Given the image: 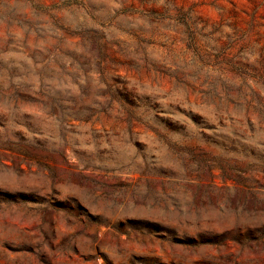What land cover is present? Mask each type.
I'll list each match as a JSON object with an SVG mask.
<instances>
[{
	"label": "rangeland",
	"instance_id": "374dc122",
	"mask_svg": "<svg viewBox=\"0 0 264 264\" xmlns=\"http://www.w3.org/2000/svg\"><path fill=\"white\" fill-rule=\"evenodd\" d=\"M0 264H264V0H0Z\"/></svg>",
	"mask_w": 264,
	"mask_h": 264
},
{
	"label": "trees",
	"instance_id": "16d2710c",
	"mask_svg": "<svg viewBox=\"0 0 264 264\" xmlns=\"http://www.w3.org/2000/svg\"><path fill=\"white\" fill-rule=\"evenodd\" d=\"M234 181L240 182V179H234ZM212 240H217V237H215L214 239H208L207 238L208 242H213Z\"/></svg>",
	"mask_w": 264,
	"mask_h": 264
}]
</instances>
